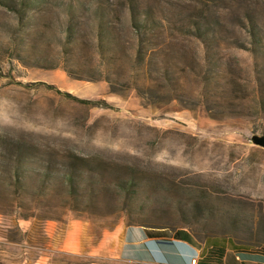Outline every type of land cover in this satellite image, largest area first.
Masks as SVG:
<instances>
[{"label": "rangeland", "instance_id": "1", "mask_svg": "<svg viewBox=\"0 0 264 264\" xmlns=\"http://www.w3.org/2000/svg\"><path fill=\"white\" fill-rule=\"evenodd\" d=\"M25 3L0 0V227L85 232L62 264L120 226L264 251V0Z\"/></svg>", "mask_w": 264, "mask_h": 264}, {"label": "crops", "instance_id": "2", "mask_svg": "<svg viewBox=\"0 0 264 264\" xmlns=\"http://www.w3.org/2000/svg\"><path fill=\"white\" fill-rule=\"evenodd\" d=\"M46 232L49 238L44 240L43 246L49 252L40 253L32 245L38 240L31 238L34 230L0 227V245L8 246L7 249H0V256L4 259L0 264H62L54 254L78 256L82 252V240L87 239L85 232L75 228L60 233L61 236L54 229ZM22 244H26L27 249L18 251L16 247ZM91 252V256L97 260L89 264H98L102 256L105 261L102 264H110L113 258L122 264H189L192 257L196 258V264H264L263 250L251 251L231 247L227 242L209 240L194 244L177 238L171 231L143 226H120L110 232H103L99 240L91 245Z\"/></svg>", "mask_w": 264, "mask_h": 264}, {"label": "trees", "instance_id": "3", "mask_svg": "<svg viewBox=\"0 0 264 264\" xmlns=\"http://www.w3.org/2000/svg\"><path fill=\"white\" fill-rule=\"evenodd\" d=\"M26 3H30V0H24ZM25 3V4H26ZM25 4H23V5H25ZM26 5H28V4H26ZM100 26V25H99ZM101 27V26H100ZM100 27H99V31H100ZM103 36H106V32L105 33H103ZM103 42V41H102ZM102 42H100V44L102 43ZM74 176H76V171H75V167H72L69 171H68V173L66 174V176H65V179H66V181H67V183H68V187L70 188V195L71 196H73L74 195V193L76 192V190H75V186H76V183H75V179H74ZM122 185H123V187L125 188V187H127V188H132L133 187V182H132V180H123V182H122ZM137 226H143V225H137ZM145 228V227H144ZM146 228H148V227H146ZM150 229H161V228H150ZM162 230V229H161ZM171 232H173L174 234H176V236H177V238H180V239H184V240H191V238H190V236H189V234H187L186 232H184V231H182V230H178V229H176V230H174V231H171Z\"/></svg>", "mask_w": 264, "mask_h": 264}, {"label": "water", "instance_id": "4", "mask_svg": "<svg viewBox=\"0 0 264 264\" xmlns=\"http://www.w3.org/2000/svg\"><path fill=\"white\" fill-rule=\"evenodd\" d=\"M250 142L255 146H258L260 148H264V135H262V136L254 135L251 137Z\"/></svg>", "mask_w": 264, "mask_h": 264}, {"label": "built area", "instance_id": "5", "mask_svg": "<svg viewBox=\"0 0 264 264\" xmlns=\"http://www.w3.org/2000/svg\"><path fill=\"white\" fill-rule=\"evenodd\" d=\"M189 264H196V258L195 257L190 258Z\"/></svg>", "mask_w": 264, "mask_h": 264}]
</instances>
